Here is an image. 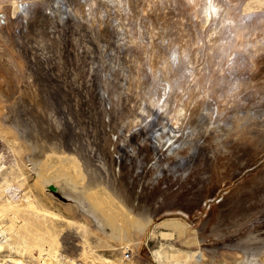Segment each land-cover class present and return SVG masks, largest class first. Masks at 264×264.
I'll return each mask as SVG.
<instances>
[{"label": "rangeland", "instance_id": "374dc122", "mask_svg": "<svg viewBox=\"0 0 264 264\" xmlns=\"http://www.w3.org/2000/svg\"><path fill=\"white\" fill-rule=\"evenodd\" d=\"M72 1L0 0V235L6 234V242L0 241V264L46 254L59 264L62 258L88 264H247L246 253L232 245L251 236L264 238V97L255 92L264 85V52L254 58L257 65L251 64L252 41L259 33L253 27L255 17L246 18V26L251 25L237 31L242 38L232 30L244 12L264 8V0L241 5L232 0L234 21L227 29L219 27L215 17L201 21L195 13L197 0H166L167 9L149 3V19H143L154 25L151 42L146 34L141 38L140 20L128 16L129 6L119 12L108 0ZM166 24L168 39L162 36ZM214 26L221 31L212 33ZM175 40L182 49L189 48L183 54L178 46L174 75L158 80L144 63L147 52ZM188 60H195L194 65H185ZM137 64L144 71L140 65L137 70ZM149 91L159 93L160 105L149 104ZM170 97L189 109L178 122L172 119L176 107ZM204 99L211 101L207 105ZM247 113L253 117L246 120ZM38 171L53 179L46 184L44 177L39 184ZM71 179L89 197L106 201L121 223L123 240L110 236L63 194ZM121 204L133 208L134 215H151L150 225L141 229L129 219L130 213L124 219ZM167 220L183 221L185 228L168 227ZM258 260L253 264H264V255Z\"/></svg>", "mask_w": 264, "mask_h": 264}, {"label": "bare ground", "instance_id": "6f19581e", "mask_svg": "<svg viewBox=\"0 0 264 264\" xmlns=\"http://www.w3.org/2000/svg\"><path fill=\"white\" fill-rule=\"evenodd\" d=\"M74 1V0H73ZM72 1V2H73ZM76 1V0H75ZM74 1V2H75ZM78 1V0H77ZM95 1V0H94ZM98 1V0H97ZM100 1H103V0H100ZM109 2H110V4L112 5V8L113 9H115V11H123V10H125V9H128L129 7H130V9H131V11H132V14L130 13L129 14V12L127 13L128 14V16H130V17H133V18H136V21L139 19L140 20V24H139V28L141 29V33L139 32V34H140V36H141V38H143V34L145 35H147V36H149V38H150V42H151V39H153L152 38V34H151V32L153 31V29H154V25H152V24H150V23H148L146 20H148L149 18H148V16H150V14H148L147 12H146V9L149 7V3H154V5L157 7V8H162V9H167V8H169V6L168 5H166L165 3H167L166 2V0H138V1H136V0H108ZM184 1H187V0H184ZM198 2H196V3H198L199 4V7H198V9H196V11H195V13L198 15V16H200L201 17V21H204L205 23L206 22H209L210 20H211V17H215V20L216 21H218V24H220L219 25V27H224V28H230V27H232V24H233V21H234V17H233V9H234V5L232 6L231 5V3H232V0H197ZM237 1V0H236ZM79 2V1H78ZM109 2H107V3H109ZM171 2V1H170ZM175 2V1H174ZM174 2H173V5H175L174 4ZM243 2H245V0H239V5H241V3H243ZM88 4H89V2H87ZM98 3H100V2H98ZM98 3H96V5L98 4ZM103 3H104V1H103ZM135 3V4H134ZM146 3H148V5H146ZM178 3V2H177ZM180 3V2H179ZM187 3V2H186ZM67 4V3H66ZM73 4V3H72ZM133 4V5H132ZM168 4H169V2H168ZM74 5V4H73ZM72 5V10H73V12H74V6ZM89 5H91V4H89ZM94 5V4H93ZM106 5V4H105ZM104 4H103V7L105 6ZM109 5V4H108ZM107 5V6H108ZM111 5H109V6H111ZM172 5V4H171ZM172 5V6H173ZM54 6H56V5H54ZM66 6V5H65ZM67 6H69V5H67ZM76 6V5H75ZM85 6V5H84ZM97 6H99V5H97ZM96 6V7H97ZM129 6V7H128ZM190 6V5H189ZM86 7H88V6H86ZM93 7V6H92ZM100 7H102V5L100 6ZM99 7V8H100ZM106 7V6H105ZM191 7V6H190ZM238 7V6H237ZM54 8V7H53ZM70 8V7H69ZM68 8V10L70 11V9ZM74 8V9H73ZM139 8L141 9V10H139ZM236 8V7H235ZM240 8H241V6H240ZM240 8H239V10H240ZM50 9H52V8H50ZM59 9V8H58ZM66 9V8H65ZM79 9H81V8H79ZM192 11L194 10V8L192 9V7L190 8ZM189 9V10H190ZM223 9V10H222ZM48 10V9H47ZM53 10H55V9H53ZM59 10H61V9H59ZM67 10V9H66ZM87 10V9H86ZM91 6H90V9L88 10V12H91ZM98 10V9H97ZM103 10V9H102ZM148 10V9H147ZM152 10H154V9H152ZM161 10V9H160ZM189 10H187V11H189ZM238 10V11H239ZM48 11H50V10H48ZM65 11V10H64ZM68 11V12H69ZM80 11V10H79ZM78 11V12H79ZM85 11V10H84ZM96 11V10H95ZM99 11V10H98ZM104 11H107V10H104ZM110 11V10H109ZM141 11H142V13H141ZM237 11V12H238ZM29 12V11H28ZM53 12V11H52ZM62 12V11H61ZM81 12H82V9H81ZM80 12V13H81ZM99 12H101V11H99ZM103 12V11H102ZM111 12H113L114 13V11H111ZM123 12H125V11H123ZM150 12H152V11H150ZM241 12H242V10H241ZM49 13V12H48ZM67 13V12H66ZM79 13V14H80ZM104 13V12H103ZM106 13V12H105ZM110 13V12H109ZM154 13V12H153ZM159 13H160V11H159ZM188 13V12H187ZM240 13V12H239ZM245 14H243L245 17H242L239 21H238V23H235L234 25H233V30L232 31H234L233 32V34L235 33V34H237L236 36H238V37H240L241 36V33H242V31L240 32L239 31V33H237V31L239 30V29H243V28H247L248 26H250V25H248V26H246L247 25V20H246V18H252V17H255L256 18V21H254L255 19H253V21H254V24H253V27H254V29H255V32L256 31H258L259 33H255V40L254 41H252V51L250 52V58H251V60H249L250 62H251V64H256L257 65V60H255L256 58L255 57H257L258 55H260L261 54V52H264V8H262L261 10H251V12H244ZM52 14V13H51ZM71 14H72V12H71ZM74 14V13H73ZM72 14V15H73ZM86 14V13H85ZM90 14V13H89ZM117 14V13H116ZM123 14H125V13H123ZM234 14H235V12H234ZM237 14V13H236ZM235 14V15H236ZM241 14V13H240ZM75 15V14H74ZM82 15V14H81ZM84 15V14H83ZM98 15V14H97ZM102 15V14H101ZM101 15H100V18H101ZM105 15V14H104ZM108 15V14H107ZM112 15V14H111ZM121 15V14H120ZM191 15H192V13H191ZM242 15V14H241ZM85 16V15H84ZM83 16V17H84ZM99 16V15H98ZM115 16V15H114ZM123 16V15H122ZM121 16V18H123ZM127 16V17H128ZM142 18H141V17ZM155 16H156V14H155ZM189 16V15H188ZM196 16V15H195ZM60 17H61V13H60ZM88 17H89V15H88ZM92 17V16H91ZM104 17V16H103ZM108 17H109V15H108ZM117 17V16H116ZM126 17V16H125ZM123 18L124 20H126V18ZM140 17V18H139ZM158 17V16H157ZM156 17V18H157ZM192 17V16H191ZM75 18V17H74ZM87 18V17H86ZM93 18V17H92ZM92 18L90 19V20H92ZM96 18H97V16H96ZM118 18V17H117ZM145 18H148V19H146L145 21H144V19ZM161 18V17H160ZM238 18V17H237ZM240 18V17H239ZM60 19V18H59ZM99 19V18H98ZM119 19H120V17H119ZM190 19V18H189ZM193 19H194V16H193ZM196 19H197V17H196ZM77 20V19H76ZM75 20V21H76ZM81 20V19H80ZM122 20V19H121ZM129 20V19H128ZM191 20H192V18H191ZM195 20V19H194ZM200 20V19H199ZM199 20H197V22L199 21ZM213 20V19H212ZM233 20V21H232ZM29 21V20H28ZM99 21V20H98ZM101 21V20H100ZM104 21V20H103ZM114 21V20H113ZM112 21V22H113ZM118 21V20H117ZM120 21V20H119ZM134 19H133V23L134 22H136ZM93 22H94V20H93ZM107 22V21H106ZM105 22V23H106ZM111 22V21H110ZM122 22V21H121ZM125 22V21H124ZM127 22V21H126ZM131 22H132V20H131ZM138 22V21H137ZM163 22V21H162ZM251 22V21H250ZM258 22V24H256ZM176 23V22H175ZM217 23V22H216ZM102 24H104V23H102ZM128 24V23H127ZM137 24V26H138V23H136ZM179 24V23H178ZM192 24V23H191ZM197 24V26H198V23H196ZM35 25V24H34ZM97 25V24H96ZM111 25V24H110ZM121 25H123V24H121ZM125 25V24H124ZM200 25H201V23H200ZM215 25H217V24H215ZM117 27H120V29L121 28H123V26H120L119 24L118 25H116ZM136 26V25H135ZM159 25H157V27H158ZM204 26L205 25H202L201 27H202V30H200V32L198 33L199 35L201 34V33H203L204 31ZM212 26V25H211ZM59 27V26H58ZM90 27V26H89ZM98 27H99V25H98ZM116 27V28H117ZM127 27H129V26H127ZM215 27V26H214ZM212 28V33H219L221 30H220V28L219 27H215V28ZM114 28V27H113ZM136 28L137 27H135V31H136ZM206 28V27H205ZM117 29H119V28H117ZM117 29H115V30H117ZM124 29V28H123ZM122 29V30H123ZM126 29V32H127V28H125ZM139 29V30H140ZM168 28H167V24L163 27V30H164V32H162L163 34H162V36H165L166 37V35H168L171 31L170 30H167ZM132 30V29H131ZM130 30V31H131ZM139 30H137V32L139 31ZM192 30V29H191ZM194 30V29H193ZM195 30H197V29H195ZM211 30V29H210ZM120 31V30H119ZM129 31V32H130ZM182 31V30H181ZM179 32V35H180V38H179V40L180 39H182L183 37H184V35H183V33L182 32ZM209 31V30H208ZM230 31H231V29H230ZM246 31V30H245ZM253 31V30H252ZM116 32V31H115ZM124 32V31H123ZM154 32V31H153ZM118 34H121L120 32H117ZM116 33V34H117ZM132 33H134V31L132 30ZM131 33V34H132ZM207 33V32H206ZM209 33V32H208ZM211 33V32H210ZM231 33V32H230ZM243 33H244V31H243ZM247 33V32H246ZM246 33H244L245 35H246ZM250 33H251V31H250ZM111 34V33H110ZM189 34V36L191 35V33H188ZM193 34H195L194 32H193ZM134 35H135V33H134ZM185 35H187V34H185ZM211 35V34H210ZM231 35V34H230ZM253 35V34H252ZM97 36V35H96ZM126 36V35H125ZM147 36L146 37H144V39L145 38H147ZM160 36V35H159ZM195 36V35H194ZM194 36H193V38H194ZM198 36V35H197ZM203 36V35H202ZM207 36V35H206ZM221 36V35H220ZM235 36V35H234ZM247 36V35H246ZM131 37V36H130ZM129 37V38H130ZM132 37H133V35H132ZM132 37H131V39H132ZM135 37V36H134ZM164 37V38H165ZM196 37V36H195ZM222 37V36H221ZM247 37H249V36H247ZM138 38V37H137ZM159 38V37H158ZM167 38V37H166ZM166 38L164 39V41L166 40ZM168 38H169V36H168ZM167 38V39H168ZM178 38V37H177ZM176 38V39H177ZM187 38H188V36H187ZM198 38V37H197ZM207 38V37H206ZM222 38H224V36L222 37ZM235 38V37H234ZM234 38H233V42H234ZM240 38H242V37H240ZM122 39H123V37H122ZM144 39H142V40H144ZM163 39V38H162ZM189 39V38H188ZM187 39V40H188ZM204 38H202V40H203ZM211 39V38H210ZM253 38H251V40H252ZM127 40H128V36H127ZM130 40V39H129ZM133 40V42L135 41L134 39H132ZM146 40V39H145ZM194 40V39H193ZM248 40V39H247ZM126 41V40H125ZM139 41H141L139 38H138V41L137 42H139ZM147 41V40H146ZM155 41H157L158 42V40H155ZM168 41V40H167ZM181 41V40H180ZM203 41H205V39L203 40ZM210 41V40H209ZM209 41H207V43L209 42ZM212 41V40H211ZM210 41V42H211ZM239 41V39H237V42ZM241 41V40H240ZM242 41H245V40H243L242 39ZM124 42V41H123ZM131 42V44L133 45V43H132V41H130ZM154 42V41H153ZM156 42V43H157ZM168 42H170V41H168ZM181 42H183V41H181ZM185 42V41H184ZM188 42V41H187ZM248 42V41H247ZM246 42V43H247ZM249 42L251 43V41L249 40ZM118 43H119V41H118ZM195 43V42H194ZM197 43H199V42H197ZM236 43V42H235ZM242 43V42H241ZM120 44V43H119ZM122 44V43H121ZM125 44H126V42H125ZM137 44V43H136ZM149 44V43H148ZM147 44V45H148ZM153 44V43H152ZM171 44H174V45H177V46H175L174 48H173V45H171ZM200 44V43H199ZM203 44H204V42H203ZM211 44V43H210ZM135 45V44H134ZM140 45H141V43H140ZM164 46H162V45H160V44H156V45H154L153 46V48H151L147 53H148V55H147V57H145L146 59V62H144L145 64H147V66L151 69V72H155L156 74H154V77L155 78H158V80H163L164 82L166 81V80H168L167 78V74L168 73H171L172 71L173 72H175V69L177 68H174L175 67V64H176V60L178 59V57L179 56H177V53H179V54H181V52H183V54H185L184 52H186V50L185 49H188L189 47H187L188 45H189V43L187 44L186 42L184 43V45L183 46H185V47H187V48H185V49H182L181 48V46H179L178 45V40L176 41H172V43H170V45L172 46H170L168 43H167V45H165V43L163 44ZM194 45V44H193ZM201 45V44H200ZM234 45V44H233ZM251 45V44H250ZM137 46V45H136ZM178 46H179V48H181V52L178 50V52L176 51L177 49H178ZM235 46V45H234ZM240 47L242 46V44L241 45H239ZM245 46V45H244ZM247 46V45H246ZM122 47V46H121ZM133 48H134V46H132ZM138 47V46H137ZM143 47H145L144 46V44H143V46H142V48ZM190 47H191V45H190ZM193 47V46H192ZM200 47V46H199ZM129 48V47H128ZM136 48V47H135ZM134 48V50L135 51H137L136 49H138V48H136L135 49ZM209 48H211V46L209 47ZM218 48V47H217ZM237 48H238V46H237ZM242 48V47H241ZM122 49H124V48H122ZM145 49V48H144ZM216 49V48H215ZM219 49V48H218ZM230 49H232V48H230ZM229 49V50H230ZM125 50V49H124ZM129 50V49H128ZM131 50V49H130ZM145 50H147V49H145ZM191 50V49H190ZM217 50V49H216ZM222 50V49H221ZM234 50V49H233ZM243 50V49H242ZM133 51V50H132ZM143 51V50H142ZM218 51V50H217ZM224 53L226 52V48L224 49V50H222ZM41 52V51H40ZM125 52V51H124ZM131 52V51H130ZM145 53H146V51H144ZM193 52V51H192ZM204 52V51H203ZM237 52V51H236ZM239 52H240V50H239ZM243 52H244V50H243ZM39 53V52H38ZM137 54L138 53H140V52H136ZM197 53V52H196ZM219 53V52H218ZM217 53V54H218ZM222 53V52H221ZM122 54V53H121ZM192 53L190 52V55H191ZM193 54H195V53H193ZM220 54V53H219ZM136 55V54H135ZM140 55H142L141 53H140ZM143 55H144V53H143ZM142 55V56H143ZM187 55V54H186ZM185 55V56H186ZM189 55V54H188ZM204 55H206V54H203L202 56H204ZM223 55V54H222ZM220 56V57H222L221 58V60L224 58L223 56ZM233 55V52L231 53V56ZM124 56V55H123ZM132 56H134V55H132ZM137 56V55H136ZM198 56V55H197ZM197 56H195V57H197ZM216 56H219V55H215V57ZM228 56V55H227ZM131 57V56H130ZM139 57H141V56H138V58ZM144 57V56H143ZM187 57V56H186ZM190 57V56H189ZM194 57V56H193ZM193 57H191V60H192V58ZM199 58H200V56H198ZM197 57V58H198ZM123 58H125V57H123ZM208 58H209V60L211 59V55H208ZM207 58V59H208ZM232 58V57H231ZM240 58V57H239ZM255 58V59H254ZM126 59V58H125ZM128 59V58H127ZM140 59H142V58H140ZM144 59V58H143ZM201 59H203V58H201ZM226 59V58H225ZM225 59H223V63H224V61H225ZM227 59H230V58H227ZM235 59V58H234ZM242 59V58H241ZM130 60H132V59H130ZM144 60V61H145ZM180 60V59H179ZM216 60V62H217V59H215ZM239 60V59H238ZM244 60V59H243ZM242 60V61H243ZM139 61L140 60H138V61H136V63L138 62L139 63ZM143 61V60H142ZM200 61V60H199ZM203 61V60H202ZM219 61H220V59H219ZM218 61V62H219ZM227 61V60H226ZM225 61V62H226ZM232 61H233V59H232ZM231 61V62H232ZM241 61V62H242ZM141 62V61H140ZM187 62V63H186ZM194 62H195V60H194ZM194 62H191V61H185V65H187V66H190L191 64L192 65H194ZM205 62V61H204ZM208 62V61H207ZM217 62V63H218ZM239 62V64H241V62L240 61H238ZM127 63V62H126ZM134 63V62H133ZM199 63V62H198ZM233 63H234V61H233ZM233 63H231V65L230 66H233ZM245 63V62H244ZM131 64V63H130ZM180 64H181V62H180ZM179 64V65H180ZM214 64V63H213ZM250 64V63H249ZM249 64H248V66H249ZM135 65V64H134ZM139 65L140 64H137V70H138V68H139ZM183 65V64H182ZM198 65V64H197ZM196 65V66H197ZM220 65V64H219ZM224 65V64H223ZM226 65V64H225ZM224 65V66H225ZM227 65H228V63H227ZM235 65V64H234ZM243 65V64H242ZM145 66V68H147L146 67V65H144ZM203 66V65H202ZM218 66V64L216 65V67ZM222 65H220L219 67H221ZM229 66V67H230ZM255 66V65H254ZM136 67V66H135ZM140 67H141V65H140ZM183 67V66H182ZM192 67V66H191ZM198 67V66H197ZM205 67V66H204ZM229 67H227V68H229ZM234 67V66H233ZM243 67V66H242ZM142 68V70H143V67H141ZM194 68H196V67H194L193 66V69ZM208 68V67H207ZM236 68V67H235ZM234 68V69H235ZM246 68V67H245ZM189 69L191 70V68L189 67ZM218 68H216V70H217ZM220 69V68H219ZM222 69H223V67H222ZM234 69H231V67L229 68V70H234ZM237 69V68H236ZM239 69V68H238ZM237 69V70H238ZM129 70V69H128ZM145 70H147V72H148V70L149 69H145ZM179 70V69H178ZM190 70H188V71H190ZM228 70V69H227ZM248 70H249V67H248ZM118 71V70H117ZM144 71V70H143ZM186 71H187V69H186ZM187 71V72H188ZM194 72H195V69L193 70ZM236 71V70H235ZM239 71V70H238ZM237 71V72H238ZM255 71V70H254ZM253 71V72H254ZM137 72V71H136ZM136 72H134V73H136ZM147 72H144V74L145 73H147ZM173 72H172V74H173ZM182 72V71H181ZM186 72V73H187ZM192 72V71H191ZM220 72H221V70H220ZM225 72H227L228 74H229V72L230 71H226V69H225ZM246 72V71H245ZM131 73H133V72H131ZM150 72H148V74H149ZM189 73V72H188ZM207 73H208V71H207ZM207 73H206V75H207ZM235 73V72H234ZM233 73V74H234ZM128 74V73H127ZM195 74V73H194ZM220 74V73H219ZM221 74H223V73H221ZM226 74V73H225ZM231 74V73H230ZM237 74H239V73H237ZM129 75V74H128ZM136 75V74H135ZM150 75H151V73H150ZM174 75V74H173ZM172 75V76H173ZM189 75V74H188ZM209 75V74H208ZM236 75V74H235ZM234 75V76H235ZM192 76V75H191ZM190 76V77H191ZM212 76V75H211ZM228 76H230V75H227V77ZM231 76H232V74H231ZM135 77V76H134ZM152 77H153V75H152ZM167 77V78H166ZM171 77V76H170ZM174 77V76H173ZM193 78H195V77H197V76H192ZM226 77V76H225ZM240 77V76H239ZM172 78V77H171ZM188 78H189V76H188ZM236 78H238V77H236ZM243 78H244V76H243ZM170 79V78H169ZM201 79V78H200ZM200 79H198L199 80V82H200ZM223 79H225V78H223ZM158 80H156V81H158ZM190 80H192V78L190 79ZM189 80V81H190ZM196 80V79H195ZM202 80V79H201ZM212 80V79H211ZM214 80V79H213ZM216 80V79H215ZM229 80H231V78L229 79ZM234 80V79H233ZM232 80V81H233ZM238 80H239V78H238ZM241 80V79H240ZM246 80V79H245ZM7 81H9V80H7ZM148 81V80H147ZM172 81V80H171ZM170 81V82H171ZM188 81V82H189ZM235 81H236V79H235ZM193 82V81H192ZM195 82V81H194ZM203 82V81H202ZM214 82V81H213ZM234 82V81H233ZM237 82V81H236ZM5 83V82H4ZM150 83V82H149ZM154 83H155V81H154ZM172 83V82H171ZM171 83H167V86L168 87H170V84ZM191 83V82H190ZM196 83H198V81H196ZM218 83V82H217ZM235 83V82H234ZM238 83H239V81H238ZM243 83H245V84H247L248 85V82H247V80L244 82V80H243ZM242 83V84H243ZM137 84V83H136ZM165 84V83H164ZM163 84V85H164ZM177 84V83H176ZM180 84V83H179ZM187 84H189V83H187ZM186 84V85H187ZM199 84V83H198ZM198 84H196V85H198ZM222 84V83H221ZM245 84H243V87H244V85ZM250 84H251V82H250ZM148 85V84H147ZM150 85V84H149ZM148 85V86H149ZM157 85V84H156ZM158 85H159V82H158ZM166 85V84H165ZM190 85H192V86H195V84H190ZM199 85H201V83L199 84ZM215 85V84H214ZM213 85V86H214ZM218 85V84H217ZM241 85V84H240ZM154 86V85H153ZM152 86V87H153ZM172 86V85H171ZM176 86V85H175ZM192 86H190V88L192 87ZM216 86V85H215ZM214 86V87H215ZM236 86H237V84H236ZM151 87V88H152ZM159 88L161 87L160 85L158 86ZM173 87V86H172ZM212 87V86H211ZM249 87V85L248 86H246L245 88H248ZM10 88V87H9ZM150 88V87H149ZM151 88H150V90H151ZM159 88H156V90L158 91V90H160ZM163 88V87H162ZM175 88L176 87H174V90H175ZM195 88H196V86H195ZM194 88V89H195ZM200 88H201V86H200ZM203 89H204V87H202ZM201 88V89H202ZM208 88V87H207ZM207 88H205L206 90H207ZM217 87H215L214 89H216ZM253 88V87H252ZM2 89V88H1ZM153 89V88H152ZM166 89V88H165ZM171 89V88H170ZM170 89H169V91H170ZM186 89V88H185ZM201 89H199V90H201ZM202 89V90H203ZM213 88H212V90H214ZM218 89V88H217ZM222 88H220L219 89V91L221 90ZM242 89V88H241ZM241 89H239V90H241ZM249 89V88H248ZM261 89L262 90H264V85H262V86H257V88L255 89V92L256 93H259L262 97H264V91H261ZM154 90H155V88H154ZM167 90V89H166ZM166 90L164 91V95H165V93H166ZM192 90V89H191ZM201 90V91H202ZM205 90V92H207ZM244 90V89H243ZM246 90V89H245ZM244 90V91H245ZM163 91V90H162ZM168 91V92H169ZM172 91H173V89H172ZM176 91V90H175ZM174 91V92H175ZM185 91V90H184ZM196 91H197V89H196ZM200 91V92H201ZM216 91V90H215ZM236 91V90H235ZM131 92V91H130ZM152 91H149V93H148V97H147V99H148V102H149V104L150 105H155V104H158V105H160V102H161V98H160V95H159V93H157V92H155L154 94L153 93H151ZM167 92V93H168ZM186 92V91H185ZM195 92V91H194ZM209 92V91H208ZM207 92V93H208ZM225 92V91H224ZM6 93V92H5ZM162 93V92H161ZM172 92L170 91V93H168V95L169 94H171ZM221 93V92H220ZM219 93V94H220ZM237 93V92H236ZM244 93V92H243ZM245 93L247 94V91H245ZM193 94V93H192ZM195 94V93H194ZM209 94V93H208ZM214 94V93H213ZM218 94V93H217ZM239 94H240V92H239ZM251 94V93H250ZM253 94V93H252ZM167 95V94H166ZM165 95V96H166ZM172 95V94H171ZM175 95H177V94H175ZM190 95V94H189ZM215 96H216V93L214 94ZM214 95H213V97L212 98H214ZM221 95H222V93H221ZM7 96V95H6ZM147 96V95H146ZM195 96V95H194ZM205 96V98H206V96L207 95H204ZM218 97H219V95H217ZM225 96H226V93H225ZM239 96H242V97H244V99H245V96H243V95H239ZM247 96V95H246ZM253 96V95H252ZM167 97H169V96H167ZM167 97H165V98H167ZM196 97H198V96H196ZM202 97V96H201ZM224 97V96H223ZM222 97V98H223ZM227 97V96H226ZM234 97V96H233ZM241 97V98H242ZM174 97H170V99H173ZM176 98H177V96H176ZM216 98V97H215ZM222 98H221V101H222ZM238 98H240V97H238ZM240 98V99H241ZM164 99V98H163ZM178 99V98H177ZM211 99V98H210ZM210 99H208V100H206L207 101V103H208V101H211ZM217 99V98H216ZM225 99H227V98H225ZM243 99V100H244ZM143 100H146L145 98L143 99ZM168 100H169V98H168ZM174 100V99H173ZM189 100V99H188ZM220 100V99H219ZM229 100V99H228ZM227 100V101H228ZM234 100V99H233ZM175 102V109H173V114H174V118H172L174 121H180L181 120V118L183 117V116H185V114H186V112L188 111V114H189V109L187 110V106H186V104H184L183 102H181V103H179V105H177L176 104V102L178 101V100H174ZM191 101V99L188 101V103ZM193 101H195V100H193ZM197 101V100H196ZM195 101V102H196ZM200 101V100H199ZM214 101H216V100H214ZM213 101V102H214ZM242 101V100H241ZM29 102V101H28ZM168 102H170V101H168ZM198 102V101H197ZM204 102H205V99H204ZM217 102H218V99H217ZM216 102V103H217ZM224 103L226 102V101H223ZM22 103V102H21ZM171 103V102H170ZM173 103V104H174ZM206 103V102H205ZM206 103V104H207ZM233 103H235V102H233ZM165 104H166V102H165ZM165 104H163V101H162V105L161 106H164ZM168 104V103H167ZM198 104H200V103H198ZM226 104H228L229 105V103H226ZM147 105V104H146ZM208 105V104H207ZM210 105V104H209ZM227 105V107H229ZM238 105V104H237ZM17 106V105H16ZM170 106H172L171 104H170ZM173 106V107H174ZM199 106V105H198ZM219 106V105H218ZM217 106V107H218ZM190 107V106H189ZM208 107V106H207ZM168 108V107H167ZM204 108V107H203ZM209 108V107H208ZM170 109V108H169ZM191 109V108H190ZM199 109H200V107H199ZM227 109V108H226ZM166 110V109H165ZM164 110V111H165ZM171 110V109H170ZM247 111V110H246ZM171 112H172V110H171ZM170 112V113H171ZM191 112V111H190ZM200 113H201V110H200ZM209 113V112H208ZM167 114V113H166ZM205 114V113H204ZM217 114H218V112H217ZM207 115V114H206ZM205 115V116H206ZM216 115V114H215ZM245 115V114H244ZM247 115V116H246ZM245 116H246V120H248L249 118H252L253 117V115L252 114H250V113H247ZM202 116H203V114H202ZM171 117V116H170ZM173 117V116H172ZM189 117V116H188ZM207 117V116H206ZM187 119V118H186ZM242 119V118H241ZM18 120V119H17ZM171 120V119H170ZM198 120V119H197ZM210 120V119H209ZM204 121V123H205V120H203ZM207 121V120H206ZM19 122L20 121H18V124H19ZM25 122V121H24ZM41 122V121H40ZM199 122V121H198ZM30 123V122H29ZM32 123V122H31ZM203 123V124H204ZM27 124V123H26ZM171 124L173 125V124H175V122L173 123V122H171ZM206 124H208V122L206 123ZM21 125H23V123L21 124ZM171 125V126H172ZM189 125V124H188ZM187 125V126H188ZM198 125V124H197ZM28 126H29V124H28ZM173 126H175V125H173ZM182 126V125H181ZM180 126V127H181ZM201 127L203 126V125H200ZM199 126V127H200ZM19 127V126H18ZM24 127V126H23ZM23 127H22V130H23ZM176 127V126H175ZM195 127H196V124H195ZM208 127V126H207ZM21 128V127H20ZM25 128H26V126H25ZM170 128V127H169ZM202 128H204V127H202ZM201 128V129H202ZM197 129H198V127H197ZM190 130V129H189ZM205 130V129H204ZM30 131V130H29ZM205 131H208V130H205ZM172 132V134H174L173 133V131H171ZM175 132V131H174ZM190 132V131H189ZM171 134V133H170ZM171 134V135H172ZM177 134V133H176ZM191 134V133H190ZM205 134V133H204ZM191 136V135H190ZM172 137V136H171ZM170 137V138H171ZM188 139V138H187ZM192 139V138H191ZM33 140V139H32ZM171 139H167V141H169V142H171V144H172V141H170ZM189 140V139H188ZM38 141V140H37ZM183 146V145H182ZM33 148L34 149H36L37 150V148H38V144L37 143H34L33 144ZM34 156V155H33ZM34 158V157H33ZM37 159V158H36ZM38 163V162H37ZM36 162L34 163V168H36V166H38L39 164H37ZM36 175H37V180H36V182L38 181V183L39 184H41V179H43L45 176H44V173L42 172V171H38L37 173H36ZM53 179V177L52 176H48V177H45L44 178V181L43 182H46V184H48L51 180ZM37 184V183H36ZM38 184V185H39ZM76 184H74L73 183V181H72V179L71 180H68V185H67V187H65V188H63V194L65 195V196H67L68 198H71L72 200H74L76 203H77V205L79 206V208L81 209V211L85 214V215H87V216H89L95 223H96V225H98L100 228H102L103 230H105L106 232H109L108 234L110 235V236H112V237H114V238H116V239H119V240H123V238H124V236L122 235V232H121V223L116 219V216L113 214V212H111V210L109 209V207H108V205L106 204V201L103 199V198H95V197H93V198H91V197H89V195L88 194H85L84 192H83V190L82 189H79L78 187H76L75 186ZM117 197H119L118 195H117ZM122 199V198H121ZM28 200V199H27ZM29 204H30V207H32V208H34V204L32 203V202H29ZM126 205V204H125ZM123 204H121L120 205V208H123ZM35 209V208H34ZM124 209H126L125 211H124ZM132 209L133 208H126V207H124L123 208V211H122V213H121V215H122V217L124 218V219H126V218H128V213H130L131 215H129V217H131V218H129V219H132L133 220V223L136 225V226H138V227H141V229H144V228H146L148 225H150V223H151V215H149V214H147V213H145V212H143L142 214H139L138 216L137 215H134L133 213L134 212H131L132 211ZM144 223V225H141V223ZM165 222V221H164ZM165 225H167L168 227H174V228H176V229H178V230H183V228H185V223L183 222V221H175V220H167L166 222H165ZM250 233H252V232H250ZM249 240V241H248ZM248 240H245V241H243V242H238L237 241V243H234L232 246H236L237 248H239V249H241L242 251H244L246 254V257H245V261H243L244 263H247V264H253V263H256L257 261H259L258 260V258H259V256H261V255H264V238H259L258 236H251L250 237V239H248ZM2 251V247H1V245H0V252ZM212 252L213 253H215V249L214 248H212ZM24 261H22V262H13V261H8V263L7 264H22ZM73 263H76V261H72ZM95 262V261H94ZM45 264H59V261L56 259V257L55 256H53V255H51V254H46V257H45ZM109 264H112V263H109Z\"/></svg>", "mask_w": 264, "mask_h": 264}, {"label": "built area", "instance_id": "2783aa9c", "mask_svg": "<svg viewBox=\"0 0 264 264\" xmlns=\"http://www.w3.org/2000/svg\"><path fill=\"white\" fill-rule=\"evenodd\" d=\"M6 234L4 233V235H0V241H3V243L6 242L5 236ZM22 264H45V256L44 255H39L37 257H34L32 259H26L24 260V262ZM62 264H88V263H83V261H76V263H72L69 262V260L62 258Z\"/></svg>", "mask_w": 264, "mask_h": 264}, {"label": "water", "instance_id": "95a60500", "mask_svg": "<svg viewBox=\"0 0 264 264\" xmlns=\"http://www.w3.org/2000/svg\"><path fill=\"white\" fill-rule=\"evenodd\" d=\"M182 216H184L185 214H181Z\"/></svg>", "mask_w": 264, "mask_h": 264}]
</instances>
